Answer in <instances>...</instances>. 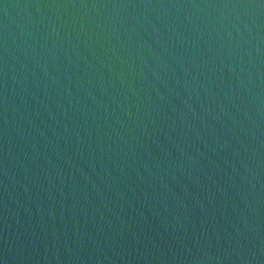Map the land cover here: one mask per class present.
<instances>
[{
    "label": "water",
    "instance_id": "obj_1",
    "mask_svg": "<svg viewBox=\"0 0 264 264\" xmlns=\"http://www.w3.org/2000/svg\"><path fill=\"white\" fill-rule=\"evenodd\" d=\"M0 264H264V0H0Z\"/></svg>",
    "mask_w": 264,
    "mask_h": 264
}]
</instances>
